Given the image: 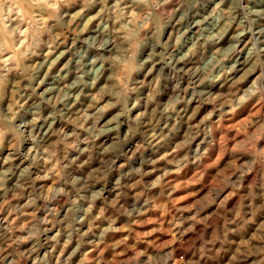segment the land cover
<instances>
[{
  "label": "rangeland",
  "instance_id": "rangeland-1",
  "mask_svg": "<svg viewBox=\"0 0 264 264\" xmlns=\"http://www.w3.org/2000/svg\"><path fill=\"white\" fill-rule=\"evenodd\" d=\"M0 264H264V0H0Z\"/></svg>",
  "mask_w": 264,
  "mask_h": 264
}]
</instances>
